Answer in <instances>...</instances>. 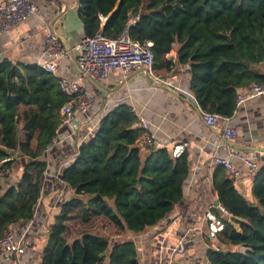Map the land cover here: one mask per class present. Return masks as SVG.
<instances>
[{
    "label": "trees",
    "instance_id": "obj_1",
    "mask_svg": "<svg viewBox=\"0 0 264 264\" xmlns=\"http://www.w3.org/2000/svg\"><path fill=\"white\" fill-rule=\"evenodd\" d=\"M79 14L86 38L101 32L114 39L128 26L132 40L153 42L156 76L189 67V90L206 113L230 118L242 91L264 85V0H80ZM69 99L58 79L39 67L0 66V240L12 225L34 217L47 170L41 158ZM140 134L136 115L122 104L80 146L62 174L75 197L54 217L42 264H140L130 240L114 244L101 232L67 239L69 224L96 219L122 232L144 233L183 200L188 155L174 158L164 148H142ZM13 152L31 162L18 185L5 186ZM216 177L219 202L233 220L217 237L221 249L209 250L210 264H264V166L252 188L255 204L225 174Z\"/></svg>",
    "mask_w": 264,
    "mask_h": 264
},
{
    "label": "crops",
    "instance_id": "obj_2",
    "mask_svg": "<svg viewBox=\"0 0 264 264\" xmlns=\"http://www.w3.org/2000/svg\"><path fill=\"white\" fill-rule=\"evenodd\" d=\"M33 1L40 8L39 14L0 34V66L6 62L43 70L45 60L42 54L49 33L54 32L69 51L85 37L79 14L80 0ZM175 57L176 52L172 51L169 58ZM260 71L264 74V66ZM58 75L80 76L75 52L71 51L69 56L59 61ZM157 78H174L179 88L190 92L189 67L176 66L170 73L159 72ZM94 81L91 78L82 81L96 103L87 116H80L79 130L73 132L70 126L60 123L55 138L41 158L47 170L33 219L18 222L10 228L23 253L2 249L0 264H42L54 217L64 203L75 197V192L62 180V174L75 162L80 146L94 138L101 119L122 104L149 124L155 148L171 152L176 145H185L184 153L188 155L191 169L184 186L183 200L168 217L141 234L122 232L117 228L114 234L126 235L127 240L135 244L140 264H210L209 250L219 251L221 246L217 239L209 237L205 214L211 205L220 204L215 188L216 175L222 173L229 179L225 170L212 158L217 155L233 159L240 171V177L233 181V185L251 204H255L252 188L256 177L250 176L242 159L255 157L259 161V173L264 166V153L251 150L264 148V94L245 101L228 122L213 131L202 121L201 108L195 97L166 85L153 86L139 70L125 74L114 69L105 80L96 81L98 85ZM227 127L236 129V139L227 141L223 138ZM12 156L15 164L8 177L2 180L5 186L18 185L26 165L31 162L19 152H13ZM110 242L122 241L113 239ZM240 250L244 251L243 248Z\"/></svg>",
    "mask_w": 264,
    "mask_h": 264
},
{
    "label": "built area",
    "instance_id": "obj_3",
    "mask_svg": "<svg viewBox=\"0 0 264 264\" xmlns=\"http://www.w3.org/2000/svg\"><path fill=\"white\" fill-rule=\"evenodd\" d=\"M39 6L33 0H0V34L6 33L10 28L18 25L32 16L38 15ZM105 21V18H102ZM154 44L151 41L137 42L130 38L129 27L117 38H109L101 32L93 38H82L79 44L72 50H67L60 43V39L52 33L46 38L45 48L42 54L45 60L42 68L52 74L59 81L60 89L70 98L61 109V124L71 127L73 132L79 130L80 116H87L95 106L96 100L90 95L82 84L84 78H91L95 81H103L111 70H122L129 74L136 70L147 69L157 83L166 85L177 92H184L190 97H194L187 90H182L176 85L175 79L161 80L154 74L155 53ZM75 52L80 67V76L71 78L59 76V61ZM264 94V85L253 84L237 97L236 105L240 107L245 101ZM202 121L213 131L217 130L229 118L218 114L206 113L200 109ZM141 130L138 140H141L142 148L153 146V138L150 134L149 124L136 116ZM223 138L232 141L237 138V131L233 127H227L223 131ZM185 145L179 144L172 149L174 158L180 157L185 152ZM213 162L222 167L228 178L233 182L240 177V171L236 167L233 159L213 156ZM251 177H257L260 165L255 157L246 156L242 159ZM0 173V177L3 176ZM208 225V235L212 239L217 237L225 230V222H232L233 215L228 212L221 204L211 205L205 214ZM8 252L23 253L20 243L16 242L15 236L11 231L0 240V250ZM165 264V263H160Z\"/></svg>",
    "mask_w": 264,
    "mask_h": 264
},
{
    "label": "rangeland",
    "instance_id": "obj_4",
    "mask_svg": "<svg viewBox=\"0 0 264 264\" xmlns=\"http://www.w3.org/2000/svg\"><path fill=\"white\" fill-rule=\"evenodd\" d=\"M110 222L104 220V219H96L92 224L90 225H82L80 222H74L70 224L69 226V232L67 235L68 240H73L76 237L81 236L82 233L84 232H101L103 236L109 238L110 240L113 239H119L120 241L122 240H127L126 235H115L114 230L115 227L111 226ZM118 230V229H117Z\"/></svg>",
    "mask_w": 264,
    "mask_h": 264
},
{
    "label": "water",
    "instance_id": "obj_5",
    "mask_svg": "<svg viewBox=\"0 0 264 264\" xmlns=\"http://www.w3.org/2000/svg\"><path fill=\"white\" fill-rule=\"evenodd\" d=\"M51 33L55 35L54 32H51ZM139 72L145 74V78L149 84H151L153 86L162 85V84L157 83V81L150 75V73L147 69H140ZM94 82L98 85V83L96 81H94ZM251 150L264 153V148H251Z\"/></svg>",
    "mask_w": 264,
    "mask_h": 264
}]
</instances>
